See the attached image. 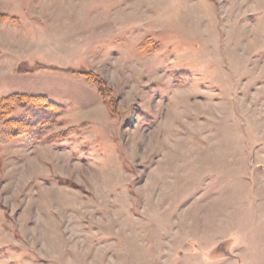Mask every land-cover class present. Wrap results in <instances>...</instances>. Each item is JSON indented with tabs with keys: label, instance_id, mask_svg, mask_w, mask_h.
<instances>
[{
	"label": "rangeland",
	"instance_id": "1",
	"mask_svg": "<svg viewBox=\"0 0 264 264\" xmlns=\"http://www.w3.org/2000/svg\"><path fill=\"white\" fill-rule=\"evenodd\" d=\"M0 12V99L46 95L66 110L49 133L74 127L0 133V264H264V0Z\"/></svg>",
	"mask_w": 264,
	"mask_h": 264
},
{
	"label": "trees",
	"instance_id": "2",
	"mask_svg": "<svg viewBox=\"0 0 264 264\" xmlns=\"http://www.w3.org/2000/svg\"><path fill=\"white\" fill-rule=\"evenodd\" d=\"M9 18V19H8ZM14 17L0 12V21ZM145 53L157 50V45L150 40L143 42L140 46ZM31 69L18 68L21 71H33ZM71 71H74L73 69ZM82 74L86 81L95 86L97 94L112 116H117L116 100L117 96L113 90L107 86L106 81L97 73L89 69L77 71ZM65 107L50 100L43 94L10 93L0 99V124L1 136L7 139H15L29 136L33 142L61 140L69 135L68 127L62 131L49 133L50 128L58 122H64L60 117L65 113ZM57 118V119H56ZM56 120H58L56 122ZM62 120V121H61Z\"/></svg>",
	"mask_w": 264,
	"mask_h": 264
}]
</instances>
